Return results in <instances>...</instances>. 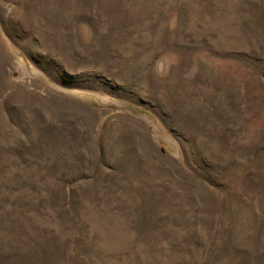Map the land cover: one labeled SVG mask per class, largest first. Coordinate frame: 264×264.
I'll list each match as a JSON object with an SVG mask.
<instances>
[{
    "label": "rangeland",
    "instance_id": "374dc122",
    "mask_svg": "<svg viewBox=\"0 0 264 264\" xmlns=\"http://www.w3.org/2000/svg\"><path fill=\"white\" fill-rule=\"evenodd\" d=\"M0 264H264V0H0Z\"/></svg>",
    "mask_w": 264,
    "mask_h": 264
}]
</instances>
